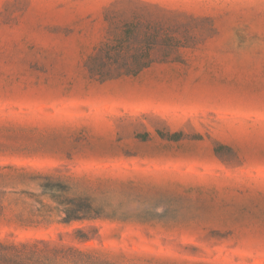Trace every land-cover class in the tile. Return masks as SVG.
Returning a JSON list of instances; mask_svg holds the SVG:
<instances>
[{
	"label": "rangeland",
	"instance_id": "obj_1",
	"mask_svg": "<svg viewBox=\"0 0 264 264\" xmlns=\"http://www.w3.org/2000/svg\"><path fill=\"white\" fill-rule=\"evenodd\" d=\"M12 166L99 217L0 219V241L62 240L129 264H264V0H0L5 205L40 193ZM87 226L98 238L80 244L73 229Z\"/></svg>",
	"mask_w": 264,
	"mask_h": 264
},
{
	"label": "trees",
	"instance_id": "obj_2",
	"mask_svg": "<svg viewBox=\"0 0 264 264\" xmlns=\"http://www.w3.org/2000/svg\"><path fill=\"white\" fill-rule=\"evenodd\" d=\"M95 56L86 61L92 63ZM92 65H94L92 63ZM97 67L99 66H92ZM92 74L93 68L87 67ZM13 180L21 184L35 185L39 195L14 193L5 205L6 193L0 191V219L18 229L45 228L55 216L63 214L58 223L70 226L98 219L88 199L71 197V188L52 182V177L29 167L12 166ZM40 197L48 199L43 202ZM9 213V218L4 214ZM44 225V226H43ZM74 240L86 244L98 238L94 226L74 228ZM0 264H129L122 255H111L103 249L77 246L62 240L25 239L18 242L0 241Z\"/></svg>",
	"mask_w": 264,
	"mask_h": 264
}]
</instances>
